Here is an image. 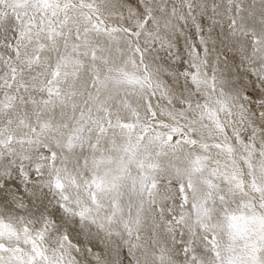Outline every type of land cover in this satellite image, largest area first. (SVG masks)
<instances>
[{
    "label": "snow or ice",
    "instance_id": "snow-or-ice-1",
    "mask_svg": "<svg viewBox=\"0 0 264 264\" xmlns=\"http://www.w3.org/2000/svg\"><path fill=\"white\" fill-rule=\"evenodd\" d=\"M0 264H264V0H0Z\"/></svg>",
    "mask_w": 264,
    "mask_h": 264
}]
</instances>
